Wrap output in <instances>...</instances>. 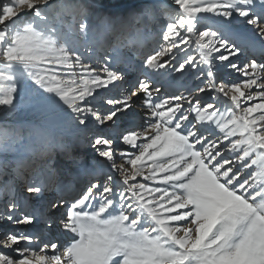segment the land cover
Listing matches in <instances>:
<instances>
[{
  "label": "snow or ice",
  "instance_id": "1",
  "mask_svg": "<svg viewBox=\"0 0 264 264\" xmlns=\"http://www.w3.org/2000/svg\"><path fill=\"white\" fill-rule=\"evenodd\" d=\"M62 11L0 0V119L27 93L51 125L88 137L103 178L93 169L86 190L48 199L45 166L18 192L21 133L0 125V264H264V0L145 9L167 21L133 52L138 65L99 39L110 17L92 23L79 7L69 23ZM18 196L36 204L22 211Z\"/></svg>",
  "mask_w": 264,
  "mask_h": 264
},
{
  "label": "bare ground",
  "instance_id": "2",
  "mask_svg": "<svg viewBox=\"0 0 264 264\" xmlns=\"http://www.w3.org/2000/svg\"><path fill=\"white\" fill-rule=\"evenodd\" d=\"M83 1L78 0V2L81 3ZM89 1L90 3H95L92 5V8H94V16L92 17L93 23L98 22V18L101 14L111 18V20L107 24L101 26L100 28L101 35L99 39L106 46H114V47L118 46L120 52L122 53V58L125 61L129 57H132L133 59L134 58L133 52L136 49H138L141 45L150 46L153 43L156 34L159 32L160 21H165V22L167 21V16L163 15L162 12L159 13L155 19L153 31L151 29H147L148 31L143 33L142 42L141 43L138 42L137 45H133L132 41H134L135 39L136 36L135 32L137 30L139 31L143 29L141 28L142 16H145V14L142 15V12L146 8V6L149 5L150 8L163 9V8L171 7V3H172V0H165L168 4L165 6H159L156 4L155 0H126L129 2L130 1L133 2L135 6H133L129 12H120L121 10L117 12L114 11L112 7L118 5L119 2L122 0H89ZM126 1L120 2V4L124 5ZM101 4H104V7L109 8L108 13H105L104 11H99ZM114 21L116 22L114 25V30H112L113 32H109L111 31L109 25ZM124 29H129V33H128L129 38L126 39L124 38L123 35ZM153 32L155 33L153 34ZM139 35L141 36V33H139ZM139 38L140 37H138L136 41H138ZM134 60L136 59L134 58L133 61ZM124 70L126 72L128 80L134 83L138 75L137 71L135 70V67L129 68L125 65ZM221 73L225 81L231 82L237 79L236 74L232 72V70L230 69L227 70L222 69ZM226 77H228V79H225ZM180 83L186 85L188 88L191 89V88H195V86L200 83V80L196 79L195 77L192 78L181 77ZM181 91H183V89H181ZM185 95H187L186 92ZM193 95H200L202 100L208 99V97L200 93L194 92ZM137 111H139V109H137ZM5 124L8 125L10 128L14 127L21 131L20 132L21 139L18 141L16 147L20 148L19 155L22 154L24 150H26V155L28 161L30 162L29 163L30 167H26V168L23 167L21 169L20 176L17 178L20 180L17 181L15 185L18 192L19 189L23 187L25 180L30 178L33 175L34 171L37 170L46 171L45 166H47V171H50L51 176L54 173H57L58 178L62 176L63 180L68 181L67 182L68 184L66 186L71 184V187H74L76 183H78L79 185H83L82 181L84 180L83 178L84 174L80 172H77V174H71V172L78 170L76 167L77 163L80 164L87 160L90 161L92 167L90 171L95 169L96 177L98 179L103 178V173L97 167L99 158L96 156V153L92 149L88 137L78 132L71 125H67V126L51 125L40 111L36 110L31 106V104L28 102L27 93L23 95V101L18 106V111L15 114L9 116L7 119H0V125H5ZM69 137H73L74 142L78 141L79 145L82 144V150L80 149L77 150L76 155L73 158H70L68 153L69 148H73V146L70 144H66L63 146V143H65L67 139H69ZM21 145L23 147H21ZM52 146L54 147L53 152H52ZM66 148L68 149L67 151ZM133 151H135V149H133ZM62 153L66 154L64 159H62ZM74 153L75 150H73V154ZM15 155L16 153H10L9 158L11 159L12 156ZM52 159L53 162H51ZM20 160L23 162L24 158ZM69 167L71 169H69ZM255 167L256 166H253V168ZM249 171H251V169ZM137 179L142 181V177H138ZM51 183L53 184V188L51 189V191L47 193L48 199H51V196L55 191L54 183L52 182V179H51ZM145 183L151 184V182H145ZM60 190H64V188H61ZM24 195H27V193L24 192ZM6 199L7 197L3 194V181H1L0 211H3V203L5 202ZM18 203L22 211H29L31 207L34 204H36L34 198L32 200H25L19 196H18ZM53 211L63 212L64 209L61 208L59 210H51L50 213L52 214ZM4 224H7V221H4L2 218H0V232L4 230V228L2 227V225ZM19 227L24 228L25 226H19ZM8 228L9 230H13V231L16 230L15 226L8 225ZM50 234H49V238H50ZM55 235L57 236L56 240L58 242L66 243L63 234L56 233ZM67 235H71V234H67Z\"/></svg>",
  "mask_w": 264,
  "mask_h": 264
},
{
  "label": "rangeland",
  "instance_id": "3",
  "mask_svg": "<svg viewBox=\"0 0 264 264\" xmlns=\"http://www.w3.org/2000/svg\"><path fill=\"white\" fill-rule=\"evenodd\" d=\"M123 1H126V0H122L120 2H123ZM155 1H156V4L159 5V6H165V5L168 4L165 0H155ZM120 2H119L118 5L112 7V9L114 11L119 12V10H121L120 12H129L130 9L133 6H135V4L133 2H131V1L130 2L129 1H126V3L124 5L120 4ZM60 3L62 5H64L68 9V11H62V13H61V15L63 16V18L65 19L66 22L71 23L73 21L74 15L77 14V11H78L79 7H85V8H87L89 10V19L93 23V18L92 17L94 16V8H92V5L95 4V3H90L89 0H86V1L84 0L82 3L81 2H78V0H60ZM147 8H150V6L147 5L145 9H147ZM99 11H104L105 13H108L109 8L108 7H104V4H101ZM143 14H144V11L142 12V15ZM155 19L150 18L147 15L142 16V25H141V28H143V29L142 30H139V31L137 30L135 32L136 36H135L134 41H132V44L133 45H137L138 42L139 43L142 42L143 33L144 32H147L148 31L147 29H151L153 31ZM159 19H160V16H159ZM135 21H133V22H135ZM139 21H140V19H139ZM115 23L116 22L114 21V22H112L109 25V28L111 30L109 32H113L112 30H114ZM133 24H135V23H133ZM128 33H129V29H124L123 35H124V38L125 39L126 38H129V34ZM139 33H141V36L139 35ZM154 33L155 32H153V34ZM138 37H140V38L138 39V41H136ZM131 39H132V36H131ZM133 62L135 63V65H138V63H139V61H137V60H134ZM225 79H228V77H226ZM21 99L23 101V96L21 97ZM66 144H70V145L73 146V148H69V151H68L70 158L75 157L77 150H79V149L82 150V144L79 145L78 141L74 142L73 137H69V139H67V141L65 143H63V146L66 145ZM53 149H54V147L52 146V152H53ZM73 150H75V153L74 154H73ZM53 155H52V158H53ZM65 156H66V154L62 153V159H64ZM22 158H24L23 162H25L24 163L25 164L24 167L25 168L26 167H30L29 166V163L30 162L28 161V158H27V155H26V150H24L23 153L19 155V159H22ZM51 162H53V159H52ZM81 165L84 166V168H86L88 171H82V170H80V166ZM76 167H77L78 170L77 171L76 170L75 171H72L71 174H77V172H80V173L84 174V176H83L84 180L82 181V184L83 185H79L78 183H76V185L74 187H71V184L68 185V186H66L68 184L67 183L68 181L63 180L62 179V176H60L58 178V174L57 173H54L51 177H52V182L54 183L55 191L53 192V195L51 196V199H56L57 198V196L59 195V193H61V190H60L61 188H64L63 194L65 195V197H68L70 195H76L79 192H81L82 190H86L87 189V187L89 186V181L92 179V177L89 175V172H91L90 170L92 169L91 164H90V161L87 160V161H85L83 163H80V164L77 163L76 164ZM69 169H71V168L69 167ZM94 175L96 176V172H94ZM1 181H3V180H0V183H1ZM17 181H20V180L17 179L15 181V185H16V182ZM55 183H57V184H55ZM50 211L51 210H49V214L51 215ZM52 213H54V211ZM56 237H57L56 235H55V237H53L52 234H50V238L57 239ZM63 237H64L65 241L67 242L66 235L63 234Z\"/></svg>",
  "mask_w": 264,
  "mask_h": 264
}]
</instances>
